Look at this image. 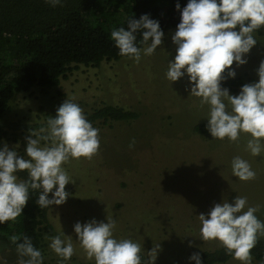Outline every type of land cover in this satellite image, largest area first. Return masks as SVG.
I'll use <instances>...</instances> for the list:
<instances>
[{"label":"rangeland","instance_id":"rangeland-1","mask_svg":"<svg viewBox=\"0 0 264 264\" xmlns=\"http://www.w3.org/2000/svg\"><path fill=\"white\" fill-rule=\"evenodd\" d=\"M175 30L165 32L163 43L155 54L142 56L139 63L126 57L100 67H82L46 92L34 88L30 92L17 93L11 101L7 118L22 121L37 131L46 126L47 118L54 116L67 98H74L85 114L106 103L139 113V117L132 121L97 124L95 127L99 129L100 137L97 153L91 158H70L63 165L74 181L66 185V191L71 192L70 188L74 186L75 195L70 194L66 203L51 207L53 229L45 231V236H54L62 231L71 235L76 253L65 264H95L94 260H88L75 238L73 226L78 221L96 218L106 222L109 216L117 220L116 236L121 229L127 228L125 233L144 242L147 236L150 241L148 235L153 229L147 228V208L155 198L148 195L156 187H166L169 193L162 196L167 203L161 215L164 224L155 230L157 236L152 240L165 244L173 232H180L193 243L186 251H159L157 258L172 264L189 263V256L198 252L197 248L220 246L218 241L199 238V220L194 217L184 219V211L190 204L185 200L191 199L190 194L208 199L212 206L223 199L231 201L237 195L246 196L250 205H260L257 215L264 220V154L253 157L245 150L247 134H241L239 141L232 142L214 139L211 134L200 136L193 132L194 125L207 123V119L202 118L205 109L201 108L199 98L189 96L187 76L173 84L166 79L168 61L175 57L176 46L171 39ZM256 35L264 42V36ZM262 42L258 40L248 54L247 64L237 67L234 62L232 66L236 76L247 75L248 83L259 79L257 68L264 60ZM239 91L231 93L238 94ZM29 134V130L19 131L15 137L11 135L2 140L0 145L7 143L13 147L18 144V153L24 155L25 137ZM236 155L250 162L256 172L254 179L242 181L232 175L231 160ZM107 168L111 169V175L106 174ZM177 169L179 183L169 179L171 172ZM118 178L127 179L131 186L124 191L125 207L115 212L113 208L123 201L122 196H113L115 192H121ZM171 215L180 218L174 229L168 218ZM41 250L45 256L44 264H59V258L48 248L45 239ZM0 254L7 264H17L16 249L1 241ZM225 264L239 262L231 259ZM253 264H258L254 258Z\"/></svg>","mask_w":264,"mask_h":264},{"label":"clouds","instance_id":"clouds-1","mask_svg":"<svg viewBox=\"0 0 264 264\" xmlns=\"http://www.w3.org/2000/svg\"><path fill=\"white\" fill-rule=\"evenodd\" d=\"M56 7L63 0H44ZM180 22L171 36L176 46L174 59H169L166 79L172 84L187 76L190 97L199 98L205 109L207 131L214 139L239 141L241 134L249 137L246 151L253 157L264 154V60L257 68L258 81L241 86L238 94L223 86L235 78L233 64L248 63V54L258 40L256 33L264 28V0H187L181 8ZM119 55L139 63L142 56L155 54L162 45L165 32L158 19L142 14L128 18L127 28L120 26L110 33ZM264 43V42H262ZM227 70V74L225 72ZM200 121V120H199ZM25 137V154L19 145H0V224L16 219L33 194L41 209L66 203L70 193L66 185L74 182L64 164L70 159L91 158L100 147L99 129L87 118L74 98H67L46 126L38 131L29 129ZM132 145H130L131 147ZM232 175L242 181L256 176L250 162L240 155L231 160ZM27 172V179L18 173ZM51 194V197L50 195ZM260 205L252 206L246 196L215 203L207 213H200L199 238L218 241L219 245L239 264H253L252 250L264 238V220L257 213ZM74 233L79 247L95 264H155L160 245L145 252L131 238H117V220L92 218L76 222ZM16 246L17 264H44L45 256L28 235H12ZM48 248L65 264L76 253L71 235L64 231L46 236ZM189 246L193 243L189 241ZM189 261L204 264L200 252H193ZM0 264H7L0 254Z\"/></svg>","mask_w":264,"mask_h":264},{"label":"trees","instance_id":"trees-1","mask_svg":"<svg viewBox=\"0 0 264 264\" xmlns=\"http://www.w3.org/2000/svg\"><path fill=\"white\" fill-rule=\"evenodd\" d=\"M177 2L181 8L187 4V0H63L61 5L52 7L44 0H0V142L11 135L15 137L19 131L30 129L29 125L22 121H11L7 118L11 110V101L17 93L30 92L34 88L46 92L60 85L62 79L68 78L82 67H100L104 63L126 58L119 55V50L110 37L111 31L120 26L127 28L128 18L139 19L142 14L147 13L151 18L158 19L164 32H167L176 28L180 22L181 13L176 9ZM257 34L264 36V28ZM222 83L224 87L236 92L242 85L248 83L247 75L228 78ZM86 115L94 127L101 123L132 121L139 117L135 110L109 103L87 112ZM206 124L200 122L194 125L193 132L200 136L210 134L205 127ZM111 173V169L107 168L106 174ZM177 174L178 169L171 172L169 179L179 183ZM18 175L22 179H27L26 171ZM130 184L127 179L118 178V189L121 192H115L113 196L115 198L122 196L123 201L118 202L117 207L113 208L115 212L125 207L124 191L131 186ZM73 187L69 193L75 195ZM152 190L148 197L155 198V201L147 208V228L153 229L148 235L150 241L147 236L144 242L125 233L127 228L121 229L117 238L136 240L142 248L144 247L145 252L154 247L152 244L160 245V251L171 249L186 251L189 249V243L185 241L190 239L180 232H173V236L167 239L165 244L163 241L162 244L154 243L157 236L155 230L164 224L161 215L167 203L162 200V196L168 195L169 192L166 187H156ZM49 195L51 197V194ZM37 196L38 194L32 195L24 212L16 221L0 224L1 242L16 249L10 237L18 235L22 238L23 235H28L38 248H43L45 231L53 229V224L50 217L51 207L41 209L35 202ZM199 197H192L190 194L191 199L185 200L190 204L184 211V219L190 220L189 218L194 217L195 220H199L200 213H207L213 207L208 199ZM202 200L205 202L199 203ZM168 218L169 222L174 224L171 226L174 229L180 218L174 215ZM198 224L200 230V221ZM197 249L204 264H225L233 259L221 246ZM252 253L258 264H264V238L260 239ZM155 264L172 263L157 258Z\"/></svg>","mask_w":264,"mask_h":264}]
</instances>
